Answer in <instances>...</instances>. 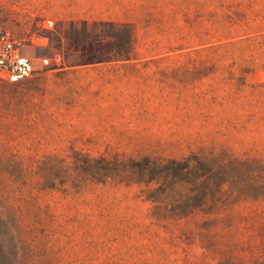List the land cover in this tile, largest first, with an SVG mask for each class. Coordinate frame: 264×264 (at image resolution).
I'll return each mask as SVG.
<instances>
[{"label": "rangeland", "instance_id": "rangeland-1", "mask_svg": "<svg viewBox=\"0 0 264 264\" xmlns=\"http://www.w3.org/2000/svg\"><path fill=\"white\" fill-rule=\"evenodd\" d=\"M133 3L123 58L119 26L0 0V27L35 67L0 82V264H264V198L156 218L143 183H38L46 155L72 150L264 158V0Z\"/></svg>", "mask_w": 264, "mask_h": 264}, {"label": "trees", "instance_id": "trees-1", "mask_svg": "<svg viewBox=\"0 0 264 264\" xmlns=\"http://www.w3.org/2000/svg\"><path fill=\"white\" fill-rule=\"evenodd\" d=\"M94 23L119 26V32L125 33L116 36L119 42L123 39L125 50L117 55L129 56L133 36L130 23ZM95 59L108 60L111 55ZM68 157L69 161L57 154L46 155L37 169L38 183L54 189H79L88 181L143 183L146 197L153 203L151 215L156 218L185 216L208 201L222 200L226 194L234 199L264 198V158L241 157L226 149L182 158L144 156L138 160L118 155L93 157L72 150Z\"/></svg>", "mask_w": 264, "mask_h": 264}, {"label": "crops", "instance_id": "crops-1", "mask_svg": "<svg viewBox=\"0 0 264 264\" xmlns=\"http://www.w3.org/2000/svg\"><path fill=\"white\" fill-rule=\"evenodd\" d=\"M42 14L50 20L114 21L132 20L133 0H40Z\"/></svg>", "mask_w": 264, "mask_h": 264}, {"label": "built area", "instance_id": "built-area-1", "mask_svg": "<svg viewBox=\"0 0 264 264\" xmlns=\"http://www.w3.org/2000/svg\"><path fill=\"white\" fill-rule=\"evenodd\" d=\"M23 48L22 41L0 27V82L17 83L33 75V59L24 53ZM42 60L48 62L46 58Z\"/></svg>", "mask_w": 264, "mask_h": 264}]
</instances>
